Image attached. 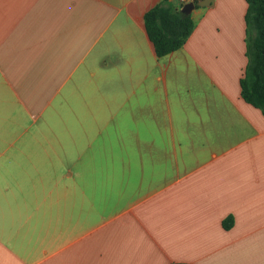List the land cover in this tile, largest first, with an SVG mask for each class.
<instances>
[{
  "label": "crops",
  "instance_id": "1",
  "mask_svg": "<svg viewBox=\"0 0 264 264\" xmlns=\"http://www.w3.org/2000/svg\"><path fill=\"white\" fill-rule=\"evenodd\" d=\"M161 1L182 0H0V264H264L247 4L194 8L158 58ZM63 131L71 149H25Z\"/></svg>",
  "mask_w": 264,
  "mask_h": 264
},
{
  "label": "trees",
  "instance_id": "2",
  "mask_svg": "<svg viewBox=\"0 0 264 264\" xmlns=\"http://www.w3.org/2000/svg\"><path fill=\"white\" fill-rule=\"evenodd\" d=\"M245 2L244 43L247 63L239 80L240 97L264 115V0ZM182 6L175 7L167 1H161L143 16L148 39L158 58L180 49L194 30L190 14L180 11ZM232 224L231 217L222 221L225 230Z\"/></svg>",
  "mask_w": 264,
  "mask_h": 264
},
{
  "label": "rangeland",
  "instance_id": "3",
  "mask_svg": "<svg viewBox=\"0 0 264 264\" xmlns=\"http://www.w3.org/2000/svg\"><path fill=\"white\" fill-rule=\"evenodd\" d=\"M71 110V109H70ZM69 126H71V122H69ZM59 130V129H57ZM64 133V134H62ZM60 133L61 135V140H62V146H58L56 141H53L49 138L44 141L42 146L40 147L39 144L37 145L36 143L32 142L29 140V144L25 149H71V131L69 133L62 132ZM114 147V146H112ZM120 148L123 149H131V139L130 138H124L123 143L119 146ZM115 148V147H114ZM68 204V203H67Z\"/></svg>",
  "mask_w": 264,
  "mask_h": 264
},
{
  "label": "water",
  "instance_id": "4",
  "mask_svg": "<svg viewBox=\"0 0 264 264\" xmlns=\"http://www.w3.org/2000/svg\"><path fill=\"white\" fill-rule=\"evenodd\" d=\"M213 2H214V0H200V1L196 2V3H191L190 2V3H187V4L183 5L180 11L183 14H187L188 15V14L191 13V11L194 8H196V7H210V6H212Z\"/></svg>",
  "mask_w": 264,
  "mask_h": 264
},
{
  "label": "built area",
  "instance_id": "5",
  "mask_svg": "<svg viewBox=\"0 0 264 264\" xmlns=\"http://www.w3.org/2000/svg\"><path fill=\"white\" fill-rule=\"evenodd\" d=\"M198 1H200V0H182L181 1V5H185V4H187V3H196V2H198Z\"/></svg>",
  "mask_w": 264,
  "mask_h": 264
}]
</instances>
